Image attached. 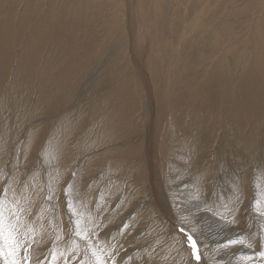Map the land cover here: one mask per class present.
<instances>
[{
  "label": "rangeland",
  "instance_id": "obj_1",
  "mask_svg": "<svg viewBox=\"0 0 264 264\" xmlns=\"http://www.w3.org/2000/svg\"><path fill=\"white\" fill-rule=\"evenodd\" d=\"M0 199L31 264H264V0H0Z\"/></svg>",
  "mask_w": 264,
  "mask_h": 264
},
{
  "label": "snow or ice",
  "instance_id": "obj_2",
  "mask_svg": "<svg viewBox=\"0 0 264 264\" xmlns=\"http://www.w3.org/2000/svg\"><path fill=\"white\" fill-rule=\"evenodd\" d=\"M7 197V191L4 192V198ZM11 211L9 217H6L3 209V200L0 199V256H3L6 260V264H31L30 260H28L27 256L23 255L24 251L30 248V241H25L23 245H21L20 241L14 235L15 227L11 222ZM191 239V237H189ZM18 247L22 248V256L23 258H17L16 249ZM5 249H7L5 251ZM192 252L195 255L197 260H200L201 257L196 248V244L193 242L192 244ZM264 255V253H261ZM99 260V258H97ZM100 264H103V261H100Z\"/></svg>",
  "mask_w": 264,
  "mask_h": 264
},
{
  "label": "bare ground",
  "instance_id": "obj_3",
  "mask_svg": "<svg viewBox=\"0 0 264 264\" xmlns=\"http://www.w3.org/2000/svg\"><path fill=\"white\" fill-rule=\"evenodd\" d=\"M58 3V2H57ZM151 87H153L152 85H151ZM151 97H152V99H151V107H152V110H153V108L155 109V105H154V98H153V93L150 95ZM158 109V108H157ZM135 110V109H134ZM156 111V110H155ZM156 115H157V113H156ZM109 120V119H108ZM154 120V119H153ZM161 120V119H160ZM155 121V120H154ZM130 122V121H129ZM132 122V121H131ZM128 123V122H127ZM156 123V122H155ZM96 124V123H95ZM110 125V124H109ZM127 125V124H126ZM136 125V124H135ZM146 125V124H145ZM155 125V124H154ZM163 125V124H162ZM102 126V125H101ZM157 126V125H156ZM155 126V127H156ZM94 127H95V125H94ZM104 127H105V125H104ZM110 127V126H109ZM140 127V126H139ZM111 128V127H110ZM126 128V127H125ZM155 129V128H154ZM93 130H94V128L92 129V128H90V130L88 131L90 134L91 133H93ZM160 130V129H159ZM120 131V130H119ZM119 131H117V132H119ZM106 134H108V136H105L106 138H108V140H112V137L114 136V134L112 135V134H110V130H108V129H106ZM132 132V131H131ZM147 132V131H146ZM143 133V132H142ZM154 133V132H153ZM151 134H152V132H151ZM104 135V134H103ZM126 135V134H125ZM87 136H89V135H87ZM121 136V134L119 135V137ZM90 137V136H89ZM99 137H100V135H99ZM143 137H145V136H143ZM86 138V137H85ZM88 138V137H87ZM123 138H124V136H123ZM142 138V137H141ZM82 139H83V137H82ZM95 139V138H94ZM93 139V140H94ZM120 139V138H119ZM132 139V138H131ZM130 139V140H131ZM145 139V138H144ZM151 140L150 141H153L152 140V138H150ZM88 140V139H87ZM129 140V141H130ZM148 140V139H147ZM155 140H156V137H155ZM121 144L123 143V139H121ZM145 141V140H144ZM112 142V141H111ZM132 142V141H131ZM146 142V141H145ZM148 143V142H147ZM153 143V142H152ZM111 143H109V145H110ZM114 144V143H113ZM125 144V143H124ZM143 144V143H142ZM141 144V145H142ZM151 144V143H150ZM154 144V143H153ZM130 145V144H129ZM155 145V144H154ZM134 146H135V144H134ZM153 146V145H152ZM120 147V146H119ZM137 147L138 146H136L135 148L137 149ZM142 147V146H141ZM140 147V148H141ZM107 148V147H106ZM106 148H104V149H106ZM121 148H123V147H121ZM148 148V147H147ZM126 149V148H125ZM130 149H132V147L130 148ZM134 149V148H133ZM107 150V149H106ZM121 150V149H120ZM138 150V149H137ZM133 151V150H132ZM128 152V151H127ZM127 152H125L126 154H127ZM141 152V151H140ZM151 153H153L152 151H150ZM112 153H115V152H113L112 151ZM117 153H118V151H117ZM122 152L120 151V153L119 154H121ZM124 153V154H125ZM130 153V152H129ZM132 154H133V152H131ZM130 153V154H131ZM148 153H149V151H148ZM150 153V155H153V154H151ZM106 154H110V153H108V151H106ZM105 154V155H106ZM138 154V153H137ZM122 155V154H121ZM135 155V154H134ZM133 155V156H134ZM139 155H141V154H139ZM122 156H124V155H122ZM122 156H120V157H122ZM131 156V155H130ZM136 156V155H135ZM149 156V155H148ZM125 157H127V155L125 156ZM132 157V156H131ZM151 156H149V158H150ZM148 158V159H149ZM130 159V158H129ZM151 159V158H150ZM117 160V159H116ZM122 160V159H121ZM149 163H150V161H149ZM126 164V163H125ZM132 164V163H131ZM120 165H122V163L120 164ZM119 165V166H120ZM139 165V164H138ZM141 165V164H140ZM151 165H153V160L151 161ZM150 165V166H151ZM155 166H156V164H154ZM137 166V165H136ZM143 166V165H142ZM130 167V166H129ZM138 167V166H137ZM117 168V167H116ZM136 169V168H135ZM134 169V170H135ZM151 170H153L152 168H150ZM155 169V168H154ZM119 170V169H118ZM157 170V169H156ZM161 171V170H160ZM128 172V171H127ZM152 173H151V177H150V184H152V186H154V188H155V194H156V196L158 197L157 199H160V198H163V197H166V196H168V197H171L172 198V196H170V194L168 195V194H166V193H164V188H162L161 186H160V184H161V182L163 181V174H160V172H157V171H151ZM162 172V171H161ZM132 173H130V175H131ZM144 174V173H143ZM125 176L124 175H121V176H118L117 178H119L120 180L121 179H123ZM143 179V178H142ZM145 179V178H144ZM202 179V178H201ZM144 183H145V181H144ZM183 192L184 193H186V194H189L190 193V190L189 189H187L186 187H184L183 189ZM191 190H194V188H192ZM125 199H127V198H125ZM125 201V200H124ZM125 203H126V201H125ZM179 203V202H178ZM142 205H144V203L142 204ZM142 207V206H141ZM139 208H140V206H139ZM142 208H144V207H142ZM194 210H197V211H199L198 209H195L194 208ZM119 212V211H118ZM141 212V211H140ZM138 213V212H137ZM136 215V214H135ZM174 220H176V219H174ZM178 220V219H177ZM183 224H181V226H182ZM179 226V225H178ZM183 227V226H182ZM181 230V229H180ZM187 236H189V235H187ZM236 252V251H235ZM236 255H237V253H236ZM241 256V254H239L238 253V256H237V258H239ZM233 259V258H232ZM228 263H229V261H228ZM234 264H242V263H238V262H235ZM243 264H250L249 263V261L248 262H246V263H243Z\"/></svg>",
  "mask_w": 264,
  "mask_h": 264
}]
</instances>
